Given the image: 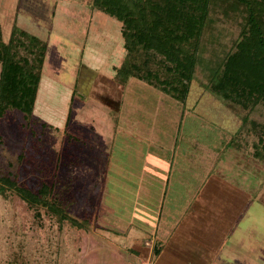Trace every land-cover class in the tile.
Here are the masks:
<instances>
[{
  "label": "rangeland",
  "instance_id": "rangeland-1",
  "mask_svg": "<svg viewBox=\"0 0 264 264\" xmlns=\"http://www.w3.org/2000/svg\"><path fill=\"white\" fill-rule=\"evenodd\" d=\"M91 1L0 0L2 39L8 40L15 22L45 40L49 56L33 123L26 127L18 111L0 122V173L33 190L42 180L52 182L67 212L83 223L81 229L62 223L0 188V264H142L139 252L128 249L133 239L129 233L133 228L147 232L151 213L159 226L175 214L152 187L154 176L159 182L181 181L187 188L188 204L182 210L192 223L196 199L191 203L189 192L215 190L219 198L215 195L212 205L222 213L234 189L243 190L244 204L229 208L224 214L230 219L221 220L233 230L223 251L231 250L236 263L246 259L264 264V161L250 155L252 135L238 133L234 138L240 112L224 107L207 87L227 53L225 47L238 34L237 26L207 23L183 106L143 82L130 79L123 85L115 79L125 60L121 24L93 8ZM51 56L58 57L56 62ZM112 88L118 92L109 98ZM187 113L232 130L234 140L218 159L233 169L223 178L215 172L217 166L209 172L188 166L180 179L170 178L175 162L187 165L175 156ZM250 118L264 123V104L248 113ZM241 132H246L244 126ZM206 176L204 187L197 188ZM220 181L225 186L216 187ZM36 210L40 215L35 216Z\"/></svg>",
  "mask_w": 264,
  "mask_h": 264
},
{
  "label": "trees",
  "instance_id": "trees-1",
  "mask_svg": "<svg viewBox=\"0 0 264 264\" xmlns=\"http://www.w3.org/2000/svg\"><path fill=\"white\" fill-rule=\"evenodd\" d=\"M91 4L121 24L125 60L115 79L123 85L130 79L143 82L183 106L207 23L235 24L238 34L225 47L227 53L207 87L224 107L240 112L234 138L238 133L252 135L250 155L264 161V123L247 119L248 113L264 104V0H92ZM46 53V41L15 22L7 41L0 28V122L18 111L26 127L33 123ZM18 158L23 160L24 154ZM11 178L0 173V188L5 192H14L30 207L44 208L62 223L83 227L67 212L52 182L42 180L33 190ZM36 211L35 216L40 215Z\"/></svg>",
  "mask_w": 264,
  "mask_h": 264
},
{
  "label": "crops",
  "instance_id": "crops-1",
  "mask_svg": "<svg viewBox=\"0 0 264 264\" xmlns=\"http://www.w3.org/2000/svg\"><path fill=\"white\" fill-rule=\"evenodd\" d=\"M48 57L45 58V61ZM51 57L56 62L58 57ZM45 61L44 65L47 66ZM44 65L43 67L45 68ZM54 68L56 69V67ZM40 87L37 99L40 94ZM117 87L119 88V86ZM114 89L112 88L109 98L114 97L113 94L118 92L116 88ZM122 103L123 100L121 101ZM216 125V123L214 124L193 113H187L184 116L175 156L178 161H183L187 165L178 166L175 162L176 166L171 169V179H175V177L180 179V174L187 172L188 166L193 167L195 171L198 169L205 172H209L213 166H217L218 168H216L215 172L222 178L225 176L224 172L227 173L229 169L233 170L226 160H218L229 142V134L230 132L232 133V130L229 131L222 125ZM208 177L206 176L203 183L197 185V188H203ZM156 178L154 176V179ZM154 179L152 187L159 189L157 194L161 197L162 202L168 203L170 208L175 211V214L173 213L171 218L165 220L163 225L159 226L157 224L158 218L151 213L148 218L147 232L133 228L129 233L133 239L128 249L139 252L138 255L143 258L141 259L142 264H251L247 263L246 259L244 262L240 260L239 263H236L234 260L239 259L230 254L231 250L223 251L227 247L226 245H230L233 230L230 229L228 221L225 223L221 222V220H228L230 214L224 213L229 208L244 204L242 196L245 192L243 190L238 187L234 189L236 186H230L237 191H235L236 194L230 197L232 200H228V205L231 207L224 205L221 209L222 213H218L220 209H215L212 205L214 201L213 197L216 195L219 198V194L215 190L211 193L208 192V188L204 191L205 193L203 191L198 192L197 190L196 192H189V195H193L190 197V202L193 203L196 199L193 203L195 211L192 214L195 221L192 223V221L186 220L187 212L182 210L185 207L187 208L188 199L186 195L188 193L185 190L187 188L183 189L181 181L164 180L159 182ZM239 180L245 185L246 180ZM216 183H219L216 187L225 186L224 182L220 181ZM184 185H187V181H184ZM152 194L154 195L156 192H152ZM197 221L199 223L200 221H205L206 224L202 228L199 225L191 226ZM171 225L172 227H170ZM116 238L118 242L123 243L122 239L124 238L119 235ZM142 240H145V243ZM155 250L158 251L157 254L154 253Z\"/></svg>",
  "mask_w": 264,
  "mask_h": 264
}]
</instances>
